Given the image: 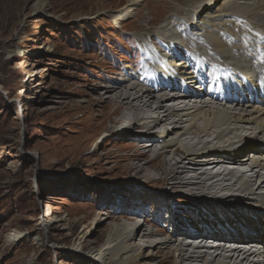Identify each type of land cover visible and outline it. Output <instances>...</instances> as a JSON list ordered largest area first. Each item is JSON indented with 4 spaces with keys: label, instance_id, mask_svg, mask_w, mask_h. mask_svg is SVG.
I'll list each match as a JSON object with an SVG mask.
<instances>
[{
    "label": "bare ground",
    "instance_id": "obj_1",
    "mask_svg": "<svg viewBox=\"0 0 264 264\" xmlns=\"http://www.w3.org/2000/svg\"><path fill=\"white\" fill-rule=\"evenodd\" d=\"M141 1L148 7L135 31L141 60L136 71L107 78L98 97H89L87 104L98 102L87 112L95 121L76 150L103 131L102 141L116 145L106 154L117 168L201 197L170 203L192 214L180 213L186 219L180 228L174 210L165 230L155 227L158 212L140 224L110 215L118 224H110L111 234L96 250L83 251L79 241L72 249L91 264H138L142 247L166 248L174 255L171 264H264V0H124L114 25L132 18ZM155 9L172 18L153 26ZM123 139L130 142L117 144ZM135 215L125 218L134 222ZM178 232L197 243L175 241Z\"/></svg>",
    "mask_w": 264,
    "mask_h": 264
},
{
    "label": "rangeland",
    "instance_id": "obj_2",
    "mask_svg": "<svg viewBox=\"0 0 264 264\" xmlns=\"http://www.w3.org/2000/svg\"><path fill=\"white\" fill-rule=\"evenodd\" d=\"M124 10V0H0V264H91L72 249L75 242L83 251L96 250L118 219L140 224L157 212L156 228L168 227L173 210L180 228L192 214L170 203L180 206L201 197L117 168L113 155L106 154L116 145L106 137L102 141L103 131L76 150L86 125L95 121L87 112L98 102L87 104L89 97H98L107 78L136 71L141 60L135 31L148 7L141 1L132 18L114 25L113 17ZM169 13L161 17L155 9L153 26L171 19ZM111 126L106 121L105 127ZM223 202L245 214L256 212ZM134 212V222L125 218ZM12 233L18 236L8 238ZM181 235L173 238L197 243ZM144 248L138 264H171L174 255L166 248Z\"/></svg>",
    "mask_w": 264,
    "mask_h": 264
}]
</instances>
